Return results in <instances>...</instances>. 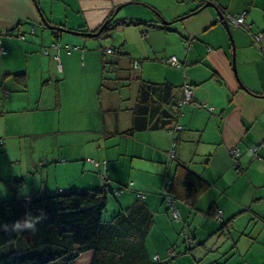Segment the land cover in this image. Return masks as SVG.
Returning <instances> with one entry per match:
<instances>
[{
  "label": "crops",
  "instance_id": "0c3cea01",
  "mask_svg": "<svg viewBox=\"0 0 264 264\" xmlns=\"http://www.w3.org/2000/svg\"><path fill=\"white\" fill-rule=\"evenodd\" d=\"M37 1L51 24L83 33L96 31L123 7L110 22L120 24L96 39L44 27L35 0H0V195L6 181L34 169L40 190L101 185L89 158L106 159L111 178L131 183L132 190L120 196L121 206L132 204L135 192L142 191L163 234L180 228V237L167 236L152 254L167 260L171 251H179L197 264H220L223 249L224 255L236 249L246 264H264V0ZM207 1L217 11L201 6ZM218 11L227 19L246 12L250 31L230 24L235 51ZM259 33L263 38L257 42L253 35ZM89 40L108 43L98 46L104 48L101 53ZM108 48L125 52L120 60L134 61L135 71L143 72L148 61L149 70L159 67L163 73L138 80L169 82L178 95L185 82L192 85L193 100L178 119L184 132L171 164L168 130L126 134L139 85L133 98H122L111 92L110 82L116 81L110 79L109 97L100 93ZM173 59L178 65L171 64ZM92 69L100 70L98 78ZM19 73L26 74L24 88L14 78ZM123 100L129 105L122 106ZM124 113L127 118L121 120ZM178 164L209 184L195 208L172 199L179 219L170 215L173 202L163 196ZM221 217L231 221L227 232L220 233ZM173 243L179 248L171 249Z\"/></svg>",
  "mask_w": 264,
  "mask_h": 264
},
{
  "label": "trees",
  "instance_id": "16d2710c",
  "mask_svg": "<svg viewBox=\"0 0 264 264\" xmlns=\"http://www.w3.org/2000/svg\"><path fill=\"white\" fill-rule=\"evenodd\" d=\"M116 24L109 23L96 39L109 35ZM30 32L35 34L34 26ZM57 33L58 31H54L55 35ZM20 38L25 40L26 35L23 33ZM112 50L113 52H108L106 49V53H114L119 59L126 58L125 52L113 48ZM165 61L170 64L169 60ZM110 63L121 69L118 59L114 63L105 57L100 93L107 86L109 77L106 76V71ZM129 64V70L133 74L135 63L129 61ZM14 78L21 87L26 86L25 73L14 74ZM139 82L137 100L133 107V125L126 134L168 130L173 134L172 147L168 152L171 164L176 160L178 144L184 132L178 125V119L186 106L181 104L185 97L184 88L192 85L185 82L182 95H178L177 88L169 82L152 83L141 78ZM6 93L4 100L9 96V92ZM3 105L4 101L0 100V107ZM0 110V114L4 113ZM89 160L96 167L101 185L91 183L92 185H87V189H81L78 183H74L66 187L47 186L40 190L42 184L37 169L14 181H6L3 187L5 194L3 192V196L0 195V264H170L180 255L179 251H171L167 260H163L152 254L157 249L150 248L148 239L154 229L155 220L145 201V193L136 191L134 202L127 207L121 206L120 196L132 190L131 183L126 184L121 179L111 178L108 174L109 162L106 159ZM26 177L29 178L27 181ZM170 179L167 178V181ZM208 185L201 176L183 164H178L172 181L166 184L163 196L167 201L177 199L195 208ZM111 194L119 207L112 219L104 215L113 202L109 199ZM169 208L170 215L175 218L173 212L177 209L174 202L169 204ZM219 220L220 233L231 229V221L223 217ZM262 220L264 222V216ZM172 245L171 249L174 250L180 244Z\"/></svg>",
  "mask_w": 264,
  "mask_h": 264
},
{
  "label": "rangeland",
  "instance_id": "374dc122",
  "mask_svg": "<svg viewBox=\"0 0 264 264\" xmlns=\"http://www.w3.org/2000/svg\"><path fill=\"white\" fill-rule=\"evenodd\" d=\"M115 36H116V38H118V33H116ZM89 41L91 44L96 46V49L100 50L101 53H102L103 49L105 48L106 44L108 43L107 41H104V40H89ZM102 44H103L104 48L100 47L98 49V46H100ZM117 44L118 43H115V45H117ZM100 58H101V56H100ZM107 58L110 62H114V63L118 59V61L121 62L119 64L121 69L119 70L117 65L114 66V64H112V63L107 65L106 76L109 77L110 79H114L116 81V83H114L115 85L113 84V82H110L113 85V87L114 86L116 87V90L111 91L109 89L111 85H109L110 83H109V78H108V80L106 82L107 86H106V88L103 89V92H102L106 98L109 97L110 91L113 93H116L118 96H121L122 98H133L135 96V94L137 93V90H138V85H139L138 78L139 77L142 76L144 79L158 78V77L161 78L162 74H163V73L160 74L159 71L161 69H159V67L157 70H155L153 68H150V70H149L148 67H149L150 63L148 61H144L146 68L143 72L133 71V74H132L130 72V70L128 69V67L126 68V66H125V63L129 64L127 59L123 58V60L121 61L119 59V56H116L115 54H107ZM156 61L157 60H153L154 63H159ZM160 65L163 66L164 64H160ZM164 67H165V65H164ZM90 74H92L94 77L98 78L100 76L101 72L98 69H96V70L92 69V72L90 70ZM87 75L89 76L88 73H87ZM108 86H109V88H108ZM121 105L122 106H128L129 100H123L121 102ZM126 118H127V114L124 113L123 118H121V120H125ZM89 121H88V123H89ZM109 199H110V201H113V202L109 205V207H108V209L104 215H105V217L112 219L118 212L117 211L118 206L116 204L117 202L116 203L114 202V197L112 194L110 195ZM201 203H203V201ZM241 222H242V220H241ZM166 232H167V235L162 233L161 228H158L156 225L154 226V229H153V231H152V233L148 239V243H149L151 249L159 248L161 250L162 243L165 241V238L167 239V236L170 240H176L177 237H180V235H178L180 233V228H177L174 231H171L169 228H166ZM182 240L183 239L181 238L180 242ZM223 242H224V240H221L220 244H222ZM226 246H228V245H226ZM225 250L226 249H223L222 252L225 253L226 252ZM229 252H230L229 255H224V253L222 254L221 259H224V258L226 259V260L224 259L223 264H246V262L242 261L241 255L236 249H234V250L231 249ZM170 264H197V261L191 255H187V256L179 255L177 258H174Z\"/></svg>",
  "mask_w": 264,
  "mask_h": 264
},
{
  "label": "water",
  "instance_id": "95a60500",
  "mask_svg": "<svg viewBox=\"0 0 264 264\" xmlns=\"http://www.w3.org/2000/svg\"><path fill=\"white\" fill-rule=\"evenodd\" d=\"M36 2V5H37V8L40 12V15H41V18H42V21L43 23L45 24L46 27H48L49 29H55V30H60L62 32H66V33H70V34H75V35H78V34H82L83 32H80V31H75V30H72V29H67L65 27H60V26H55L53 24H51L47 18L45 17L44 13L42 12V9L40 7V5L38 4L37 0H35ZM123 5L117 7V9L115 10L114 14L110 17V19H108L100 28L98 31H94V32H87V33H83L85 35H88V36H99L102 34V32L104 31L105 27L108 26V24L113 20V18L116 16V14L122 9ZM204 7H213L216 11H217V8H216V5L214 3H212L211 1H207L203 6ZM200 10V9H199ZM198 10V11H199ZM218 15L220 17V21L221 23L225 26L228 34L230 35V38H231V41H232V45H233V49H234V40H233V35H232V30H231V21L228 20L226 17H225V14H224V11L223 12H220L218 11ZM163 23L164 24H172L173 22L171 21H167V20H163ZM235 51V49H234ZM233 69L235 71V74L236 76L238 77V73H237V66H236V56H235V53L233 55ZM244 87V85H242Z\"/></svg>",
  "mask_w": 264,
  "mask_h": 264
},
{
  "label": "built area",
  "instance_id": "2783aa9c",
  "mask_svg": "<svg viewBox=\"0 0 264 264\" xmlns=\"http://www.w3.org/2000/svg\"><path fill=\"white\" fill-rule=\"evenodd\" d=\"M245 16H246V12H244V13H242L240 15H237V16H230L228 18V20L233 22L239 28H242V29H244L246 31H250L249 25L245 22ZM253 36H254V39L257 42H260L262 40V38H263V34L262 33L255 34ZM107 51L108 52H113L112 48H108ZM171 64L178 65V62L175 59H173V61H171ZM193 93H194L193 88L191 86H189V85H186L185 88H184L185 97H184V99H183L181 104H183V105L189 104L193 100ZM252 150H253V152H255L256 148H252ZM234 153L238 154L237 151H234ZM171 156H173V153H171ZM174 216L177 217V213L176 212H174Z\"/></svg>",
  "mask_w": 264,
  "mask_h": 264
}]
</instances>
